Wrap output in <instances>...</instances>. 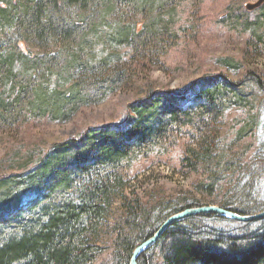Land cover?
<instances>
[{"label":"rangeland","instance_id":"obj_1","mask_svg":"<svg viewBox=\"0 0 264 264\" xmlns=\"http://www.w3.org/2000/svg\"><path fill=\"white\" fill-rule=\"evenodd\" d=\"M8 1L0 0V8ZM101 1L96 5L99 8L63 11L76 30L64 44L28 41L0 21V48L15 43L19 53L13 74L0 84L4 106L0 107V179L9 175L25 179L52 146L80 140L89 128L125 123L135 115L132 106L156 92L164 97L161 103L170 102L165 99L171 90L184 92L183 105L197 113L192 85L204 83L206 77L226 76L242 88L243 97L229 92L224 110L200 127L191 123L171 126L170 141L136 153L127 173L130 190L140 195L158 189L187 201L237 204L228 193L227 177L220 180L216 192L206 191L218 182L215 174L221 168L195 170L182 158L207 138L215 155L246 153L249 159L264 140V89L258 84L264 82V17L261 38L238 23L239 28L223 21L230 6L235 15L249 12L254 18L257 10L247 5L258 0H169L153 9H141L137 0ZM246 18L240 16L241 21ZM86 64L103 65L107 73L82 76L79 67ZM246 122L247 138L238 141L237 133ZM260 188L258 202L264 204V182ZM4 192L1 189L0 198ZM121 205L117 199L109 211L110 224L101 230L104 240L113 233L112 223ZM212 221L227 231L241 227L239 221ZM107 246L103 244L105 251L96 264L107 259Z\"/></svg>","mask_w":264,"mask_h":264},{"label":"trees","instance_id":"obj_2","mask_svg":"<svg viewBox=\"0 0 264 264\" xmlns=\"http://www.w3.org/2000/svg\"><path fill=\"white\" fill-rule=\"evenodd\" d=\"M168 1L137 0L136 4L141 9H153ZM98 3L19 0L13 4L9 0L0 8V21L28 41L64 44L76 30L63 11L73 7L99 8ZM228 9L225 23L239 28L238 23L262 37L259 31L263 26L264 3L256 9L254 18L249 12L235 15L232 6ZM240 16L247 18L241 21ZM17 48L15 43L0 48V84L13 74ZM103 70V65L79 67L82 76L99 77L107 73ZM113 74L120 79V74ZM258 84L264 89L262 80ZM190 91L198 103L197 113L183 105L187 96L184 92L169 91L165 100L170 102L165 103H161V93L156 92L148 100L134 104L135 115L125 123L89 128L80 140L52 146L25 174V179H18L17 175L0 179V191L6 192L0 198V264H96L105 251L103 244L108 245L109 252L103 264H130L135 248L153 236L168 217L186 208L212 204L197 199L187 201L158 189L146 190L143 195L130 190L127 170L136 153H147L153 145L170 141L173 125L191 123L200 127L217 117L224 110L229 92L243 97L242 88L226 76L206 77L204 83H194ZM158 109L162 112L158 113ZM247 123L238 131V141L247 138ZM210 145L207 138L202 140L182 161L195 170L200 166L213 171L221 168L215 174L219 184L215 181L206 191L216 192L220 180L227 177L228 193L237 204L223 200L220 206L241 214L264 211V204L258 202L264 182V140L249 159H245L246 153L215 155ZM117 199L122 203L121 213L114 218L111 237L104 240L101 230L110 224L109 211ZM215 218L235 221L217 214H200L175 222L141 255L139 263L264 264V218L236 222L241 227L233 231L213 224Z\"/></svg>","mask_w":264,"mask_h":264},{"label":"water","instance_id":"obj_3","mask_svg":"<svg viewBox=\"0 0 264 264\" xmlns=\"http://www.w3.org/2000/svg\"><path fill=\"white\" fill-rule=\"evenodd\" d=\"M264 3V0H258L255 3H249L247 5V8L249 10H255L259 7H261ZM200 214H217L222 217L239 221V222H251L256 221L264 218V211L255 213V214H241L239 212L224 208L220 205H214V204H208L203 206H197V207H190L186 208L180 212H177L170 217H168L164 223L160 226V228L155 232L153 236L145 240L143 243L138 245L131 257L130 264H140L139 258L141 255L152 245L158 242V240L161 238V236L165 233V231L175 222H178L180 220L186 219L191 216H196Z\"/></svg>","mask_w":264,"mask_h":264}]
</instances>
